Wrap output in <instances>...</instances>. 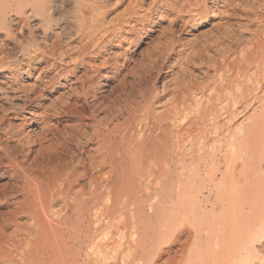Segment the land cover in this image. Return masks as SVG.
Here are the masks:
<instances>
[{"label": "bare ground", "instance_id": "bare-ground-1", "mask_svg": "<svg viewBox=\"0 0 264 264\" xmlns=\"http://www.w3.org/2000/svg\"><path fill=\"white\" fill-rule=\"evenodd\" d=\"M261 239L264 0H0V264H264Z\"/></svg>", "mask_w": 264, "mask_h": 264}, {"label": "rangeland", "instance_id": "rangeland-1", "mask_svg": "<svg viewBox=\"0 0 264 264\" xmlns=\"http://www.w3.org/2000/svg\"><path fill=\"white\" fill-rule=\"evenodd\" d=\"M214 17V18H213ZM217 16L215 15H209L208 18H206L205 20H201L199 22V24L196 26L195 28V34H196V37H198L199 33H200V36L202 38L204 37H208V36H211L212 34L211 33H215L218 26H217V23H218V20L216 18ZM231 16H229L230 18ZM232 18V17H231ZM233 20V19H232ZM211 21V22H210ZM213 22H216L213 24ZM212 23V25H211ZM200 25V26H199ZM212 28V29H211ZM214 28V29H213ZM215 30V31H214ZM198 31V32H197ZM198 33V34H197ZM200 36L198 38H200ZM258 245V246H257ZM256 246L257 248L261 251L260 254L264 256V239H261L259 241L256 242ZM260 247V248H259Z\"/></svg>", "mask_w": 264, "mask_h": 264}]
</instances>
